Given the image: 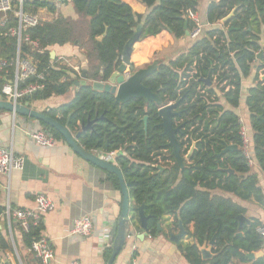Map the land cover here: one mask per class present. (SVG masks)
Listing matches in <instances>:
<instances>
[{"label":"trees","instance_id":"trees-1","mask_svg":"<svg viewBox=\"0 0 264 264\" xmlns=\"http://www.w3.org/2000/svg\"><path fill=\"white\" fill-rule=\"evenodd\" d=\"M71 1L78 18L60 15L26 31L40 41V47L33 50L24 44L23 49L31 53L39 70H46L47 76L46 87L32 99L63 95L75 82L66 73L70 69L77 74L73 68L52 65L51 46L73 43L84 48L89 60L86 73L90 81L78 86L72 100L45 113L64 124L68 122L73 133L93 121L92 127L83 131L78 139L86 150L107 148L123 152L116 161L129 189L131 215L138 220L137 206L144 205L150 235H157L166 217L174 216L175 223L179 225L181 221L187 234L199 244L202 245L206 237H216L217 256L212 264H229L234 258L247 261V253L260 250L264 244L258 232L262 224L255 220L243 227L244 236H237L239 214L244 208L210 190L221 188L242 198L255 195L261 200L258 178L250 173V163L241 148L240 116L233 108L240 105L242 78L256 66L259 83L250 89L246 102L254 129L255 156L264 169V80L259 76L264 69V54L259 55L264 50V0L211 1L207 19L212 24L222 22L234 10L223 23L224 29H207L187 52L167 64H159L143 79V84L161 97L162 105L183 99L176 108L181 115L174 120V124L183 125L178 133L183 154H188L196 142L183 167L172 155L169 137L161 125L158 111L162 105L143 98L117 102L114 93L97 90L92 82L110 79L121 65L124 47L140 22L144 23L142 38L163 30H169L178 39L185 37L187 30L192 34L198 25L188 17V11L196 12L200 0H140L149 9L145 15L136 13L123 0ZM39 8L56 11L55 3L49 0H26L24 4V9L33 13ZM15 21L11 19L12 24ZM3 31L1 28L0 57H11L16 54L17 43L15 38L1 35ZM209 74L212 86L203 81ZM222 97L231 109L223 106ZM145 116L148 117L147 129ZM42 124L56 139L65 141L57 130ZM226 144H237L239 148L221 154ZM157 156L172 162L165 163L164 169L154 167ZM107 173L120 189L117 176ZM192 222L194 232L189 230ZM42 229L43 225L39 224L23 233L27 246L41 237ZM180 247L192 264H205L197 244H180ZM0 248H11L3 229H0ZM110 254L111 246L105 249L106 258ZM253 264H264V258Z\"/></svg>","mask_w":264,"mask_h":264},{"label":"crops","instance_id":"crops-1","mask_svg":"<svg viewBox=\"0 0 264 264\" xmlns=\"http://www.w3.org/2000/svg\"><path fill=\"white\" fill-rule=\"evenodd\" d=\"M49 1L55 3L56 11L39 8L35 14L41 21L50 22L60 15L74 19L79 17L71 0ZM123 1L138 14L145 15L149 11L140 0ZM211 1L213 0H200L196 10L202 28L201 35L207 29H224L222 22L213 24L208 22L207 11ZM194 41L191 35L178 39L169 30H163L157 35L141 38L135 42L130 60L136 69L145 68L153 63L158 66L161 63L167 64L180 54L187 52ZM49 49L54 67L57 65L79 67L80 73L77 72L79 75L88 69L89 60L84 48L78 44L54 45ZM26 52L29 53V51ZM254 63V65L257 64V62ZM255 67L248 76L242 78L240 105L233 109L243 118L250 136V153L253 157L250 173L258 178L261 200L255 195L248 199L242 198L221 188H213L210 191L213 194L231 198L244 208L245 211L242 214L250 219V224L245 222L243 227L250 226L255 220L260 221L262 225L258 227V232L262 235L260 229H264V169L255 156L254 129L246 102L250 89L259 83ZM259 76L261 80H264V74L261 71ZM2 81L3 78H0V86ZM88 81L90 80L87 78L86 83ZM103 83H110V79ZM78 86L74 82L63 95L55 94L41 100L32 99L34 96L32 95L26 100L30 101L33 109L45 112L72 100ZM0 99H3L1 94ZM221 103L227 109L232 108L223 97ZM41 129L46 127L38 119L14 114L11 111H0V146H12L15 153L24 157L23 169L15 170L10 177L0 176V208H2L0 214L7 208L11 210L35 208L37 194H47L56 204L54 210L42 215L40 222L43 225L41 235L50 239L54 248V257L49 264H71L72 261H77L79 264H106L108 258L105 256V249L110 246V236L105 240L103 232L105 228L111 230L112 224L118 219L122 203L121 190L114 185L107 171L83 159L66 141L57 139L52 146L37 143L31 134ZM80 217H89L92 220L93 231L89 236L70 232L74 221ZM131 224L130 236L114 264H192L180 244H197L198 248L201 245L194 237L187 234V230L178 241L173 239V235H178L182 231L180 225L175 223L174 216L166 217L160 225L162 230H159L157 235H150L145 230L137 231L140 228L139 219L132 218ZM0 229L4 230L11 244L10 249L0 248V264H6L7 261L10 264H42L34 254L29 252V246L23 241V232L15 217L9 219L5 215L2 216ZM189 230L194 232L193 222L189 225ZM244 231L242 228L243 236ZM211 239L207 237L204 243ZM215 247L216 244L213 252L217 254L214 251ZM252 253L255 254L254 258L247 256V261L234 258L229 264H253L257 259L264 258V244L260 250ZM216 256L203 261L205 264H212Z\"/></svg>","mask_w":264,"mask_h":264},{"label":"built area","instance_id":"built-area-1","mask_svg":"<svg viewBox=\"0 0 264 264\" xmlns=\"http://www.w3.org/2000/svg\"><path fill=\"white\" fill-rule=\"evenodd\" d=\"M26 0H0V29L4 37L15 38L17 43L16 54L11 57H0V78L3 81L0 86V94L4 100L14 103H23L28 97L42 91L46 87V70L40 71L38 62L23 49L26 44L31 49H38L40 41L33 39L26 31L31 27L40 24V17L30 11L24 9ZM188 17L194 20L198 28L190 34L193 39H197L202 34V28L199 24V19L196 12L188 11ZM15 18L14 24L11 19ZM264 54V50H261ZM260 53V52H259ZM76 72L80 73L79 67L72 66ZM264 74V69L260 70ZM194 73V71H192ZM126 75L129 76L128 70ZM204 93V90H201ZM242 137L241 148L246 155L250 165L253 163V157L250 153V136L243 118L240 117ZM37 143L43 146H52L56 142L55 136L48 129H41L31 134ZM101 157L113 162H117L116 158L122 151L99 150L96 151ZM164 163L161 156L154 158V167ZM24 167V157L15 153L12 146H0V176L5 175L10 177L15 170H21ZM35 208L14 209L7 208L2 216H7L9 219L15 217L21 231L27 233L32 226L39 225L42 215L55 209V201L44 193L37 194L35 198ZM264 236V229H260ZM93 231V223L89 217L77 218L70 232L81 236H89ZM110 229H104L103 238L107 239L110 236ZM105 239V240H106ZM29 252L34 254L42 264L51 263L54 257V248L50 239L41 235L28 247ZM71 264H79L77 261H72Z\"/></svg>","mask_w":264,"mask_h":264},{"label":"water","instance_id":"water-1","mask_svg":"<svg viewBox=\"0 0 264 264\" xmlns=\"http://www.w3.org/2000/svg\"><path fill=\"white\" fill-rule=\"evenodd\" d=\"M233 14L234 10L222 20V23H226V21ZM185 28L187 29V24ZM143 29L144 23L140 22L136 26L133 35L130 37L124 47L122 53V63L118 66V68L110 77V83L95 81L93 83V87L98 90L111 91L115 94L117 102H126L133 98H143L147 101H155L157 104L162 105L163 101L161 97L157 93L153 92L151 88L143 84V79L146 76L152 74L158 68V65L156 63H153L145 68L136 69L134 63L130 60L131 54L133 52V45L135 42L139 41L142 38ZM186 35H190V32L188 30L186 31ZM99 39H101V37H99ZM259 55H262V51H260ZM127 69L130 74L129 76L126 75ZM66 73L75 80L76 85L86 83V70H84L81 75H79L78 73L76 74L70 69H67ZM79 77L81 78L80 80ZM203 81L206 82L209 86L213 85L210 74L207 77H204ZM214 89L218 92V94H220L216 87H214ZM182 100L183 99H180L177 102L162 105L158 113L162 118L161 125L164 129V133L169 137V145L172 149V155L175 157L177 162L183 167L185 160L189 158V156L195 149L196 142H193L191 148L188 151V154L183 156L181 152V143L178 138V133L181 131L183 125L175 126L174 124L175 118L181 115V111L176 110V108L180 105ZM0 110L11 111L14 114L32 117L47 124L49 127L57 130L63 136L67 144L74 150V152L80 155L83 159L117 176L122 194V203L118 219L112 224L109 240V245L111 246V254L106 262V264H114L117 256L120 254L123 247L125 246L127 238L130 236L132 226L131 199L126 180L118 162H113L108 159H105L101 157L96 151L86 150L78 141L81 133L92 127L93 121H89L87 124H83L81 127V131L73 133L68 127V122L64 124L58 119L49 116L45 112L33 109L30 106V101L28 100L24 101L23 103H14L11 101L0 99ZM147 120L148 117L145 116L143 118V121L145 123V129H147ZM238 148L239 147L237 144H226L221 154H225L232 150H237ZM105 150H107V148H105ZM158 168L164 169L162 165H159ZM137 211L140 221V228L137 231H147L148 216L144 212V205H138ZM245 222L250 224V219H248L242 213L239 214V231L237 232L238 236H243L242 228ZM179 225L182 231L178 235H173V239L176 241H178L186 231L181 221L179 222ZM159 230H162V227L160 225ZM215 244L216 237L214 236L210 241L199 245V250L201 252L202 259L208 260L217 255L213 252V247L215 246ZM247 256L250 258H254L255 254L251 252L247 253ZM6 264H10V262L7 261Z\"/></svg>","mask_w":264,"mask_h":264},{"label":"flooded vegetation","instance_id":"flooded-vegetation-1","mask_svg":"<svg viewBox=\"0 0 264 264\" xmlns=\"http://www.w3.org/2000/svg\"><path fill=\"white\" fill-rule=\"evenodd\" d=\"M175 126H177L176 123H175ZM184 139H186V138H184ZM180 143H181V142H180ZM186 146H187V144H185V147H186ZM164 152H167V150H165ZM181 152H182V148H181ZM171 153H172V149H171ZM182 155L185 156L186 154H183V152H182ZM161 157H162V156H161ZM162 159H163V158H162ZM163 160H164V159H163ZM171 162H172L171 160L167 159V160H164V163L161 164V165L164 167V164H165V163H171ZM158 166H159V165H158ZM158 166H157V167H158Z\"/></svg>","mask_w":264,"mask_h":264}]
</instances>
